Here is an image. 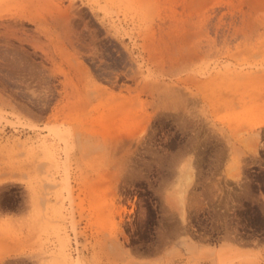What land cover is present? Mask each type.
Segmentation results:
<instances>
[{"label":"rangeland","instance_id":"1","mask_svg":"<svg viewBox=\"0 0 264 264\" xmlns=\"http://www.w3.org/2000/svg\"><path fill=\"white\" fill-rule=\"evenodd\" d=\"M0 264H264V0H0Z\"/></svg>","mask_w":264,"mask_h":264}]
</instances>
